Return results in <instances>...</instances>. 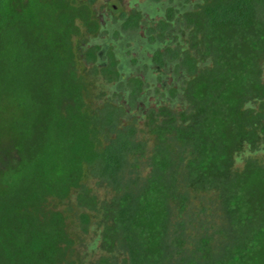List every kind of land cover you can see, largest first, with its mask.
I'll use <instances>...</instances> for the list:
<instances>
[{"label": "trees", "instance_id": "obj_1", "mask_svg": "<svg viewBox=\"0 0 264 264\" xmlns=\"http://www.w3.org/2000/svg\"><path fill=\"white\" fill-rule=\"evenodd\" d=\"M17 2L0 0V136L9 125L22 139L16 154L0 147V264H174L170 206L177 198L183 206L192 191L222 200L230 233L214 254L203 240L202 257L188 264H264V166L247 159L241 170L233 160L246 148L264 151V70L254 83L250 56L264 37V0H193L182 17L190 35L180 48L189 76L182 107L156 113L153 174L135 197L124 193L120 172L142 148L115 127L126 108L99 91L74 38L100 0H29L21 9ZM140 92L136 81L132 106ZM174 144L181 156L171 153ZM92 179L116 198L95 199ZM73 216L83 231L93 229L85 258ZM99 246L125 252L95 258Z\"/></svg>", "mask_w": 264, "mask_h": 264}, {"label": "flooded vegetation", "instance_id": "obj_2", "mask_svg": "<svg viewBox=\"0 0 264 264\" xmlns=\"http://www.w3.org/2000/svg\"><path fill=\"white\" fill-rule=\"evenodd\" d=\"M191 1L98 3L90 26L82 23L85 32L74 38L82 66L102 94L109 92L111 100L119 96L116 105L133 114L132 91L139 81L136 103L145 100L148 106L154 98L157 109L172 111L182 104L180 91L189 76L179 68L180 48L189 47L190 38L182 17L192 8Z\"/></svg>", "mask_w": 264, "mask_h": 264}, {"label": "rangeland", "instance_id": "obj_3", "mask_svg": "<svg viewBox=\"0 0 264 264\" xmlns=\"http://www.w3.org/2000/svg\"><path fill=\"white\" fill-rule=\"evenodd\" d=\"M29 0H18L17 8H26L28 6ZM42 1V0H41ZM106 1V0H100ZM128 4L130 2L142 3L145 0H113V3L119 4V2ZM193 2V0L191 1ZM259 38H256L258 41ZM260 43L257 42L255 51L251 54L252 65V79L254 83L257 82V72L264 70V37L260 38ZM264 74V73H263ZM264 84V75L262 78ZM19 86L18 81L14 84ZM121 98L117 96L111 100L112 105L116 103H121ZM145 100L141 102L136 101V107L133 106L134 113L125 112V114L118 120L115 127L121 130H130L131 134L134 137V140L137 145L142 148V151L137 155L130 157L120 172V177L122 182V188L124 193H129L134 197L140 194L146 187L149 178L153 174L152 168V157L160 145V137L156 132L157 126H159L157 114H160L161 109H157L155 104V99L152 98L148 102V106L145 105ZM99 109H103V103H99ZM149 107L151 111L145 110ZM182 107V104H179L175 111H179ZM252 107H255L252 104ZM23 117L22 111L18 112L17 119L21 120ZM262 126H264V116L262 118ZM21 135L18 131H11L10 126L6 125L4 131L0 136V147H4L6 151H11L13 154L18 153L21 148ZM250 149L246 148L245 151ZM243 152V153H244ZM251 152V151H250ZM254 151L252 153H256ZM173 155H179L181 150L175 147L171 149ZM185 159L187 156H183ZM259 162L264 161V157H258ZM264 166V163L261 162ZM182 165L181 168H183ZM3 172L8 175L11 173V170L6 169ZM1 178V176H0ZM185 181L180 180V185H184ZM91 190L95 193L94 198L99 200L110 201L113 198H116L113 188L106 187L104 185L98 184L95 180L89 182ZM187 200L183 206L180 205L179 199L177 202H173L170 206V224L168 229L167 236V257H170L171 263L174 264H183L184 262L188 264L191 262H196L202 257L201 251V242L203 240H208L213 248L214 252H221L222 247H225L227 241V235H229L230 230V221L228 220L227 215L224 213V204L216 195H213L210 192H198L192 191L189 192L186 196ZM71 223L69 224L72 232L77 239V251L78 257L85 258L87 247L86 244H89L92 241L93 229L88 228V232L82 230L80 222L74 216L70 219ZM232 240L235 243L241 244L243 239L239 234L234 235ZM125 251L117 250L114 252H109L102 249L100 246L96 251L93 252L95 258L104 257L109 259H117V256Z\"/></svg>", "mask_w": 264, "mask_h": 264}, {"label": "clouds", "instance_id": "obj_4", "mask_svg": "<svg viewBox=\"0 0 264 264\" xmlns=\"http://www.w3.org/2000/svg\"><path fill=\"white\" fill-rule=\"evenodd\" d=\"M258 157H264V151H258L256 153H252L250 151H245L243 155L241 154H234V168H240L243 170V167L246 166L247 159H257ZM264 163V161H261Z\"/></svg>", "mask_w": 264, "mask_h": 264}]
</instances>
